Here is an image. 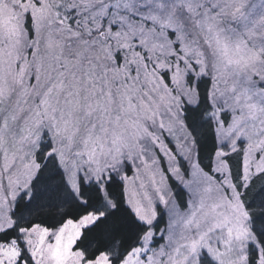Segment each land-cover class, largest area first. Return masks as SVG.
Segmentation results:
<instances>
[{"label": "snow or ice", "instance_id": "obj_1", "mask_svg": "<svg viewBox=\"0 0 264 264\" xmlns=\"http://www.w3.org/2000/svg\"><path fill=\"white\" fill-rule=\"evenodd\" d=\"M0 264H264V0H0Z\"/></svg>", "mask_w": 264, "mask_h": 264}]
</instances>
